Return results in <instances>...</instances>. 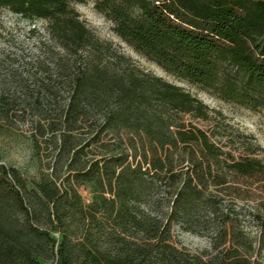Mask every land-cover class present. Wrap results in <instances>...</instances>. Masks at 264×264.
Segmentation results:
<instances>
[{
	"label": "trees",
	"instance_id": "1",
	"mask_svg": "<svg viewBox=\"0 0 264 264\" xmlns=\"http://www.w3.org/2000/svg\"><path fill=\"white\" fill-rule=\"evenodd\" d=\"M72 1L85 0H0V8L46 20L62 50L66 95L36 130L51 129L54 163L65 154L68 167L76 164L77 181L109 194L101 196L109 204L108 228L103 239L91 237L76 186L65 184L55 166L28 187L1 165L0 264H255L231 247L183 260L169 241L170 220L129 206V198L145 196L146 172H173L179 147L195 180L216 176L205 161L215 152L206 132L184 121V114L207 118L209 108L112 52ZM94 7L120 39L164 71L226 102L264 109V0H94ZM230 169L254 176L264 174V163L236 160ZM175 191L172 214L188 215L199 196L187 181Z\"/></svg>",
	"mask_w": 264,
	"mask_h": 264
},
{
	"label": "rangeland",
	"instance_id": "2",
	"mask_svg": "<svg viewBox=\"0 0 264 264\" xmlns=\"http://www.w3.org/2000/svg\"><path fill=\"white\" fill-rule=\"evenodd\" d=\"M70 7L112 52L127 57L142 72L162 77L191 93L209 108L207 118L184 114V121L206 132L215 152L205 161L210 162L216 176L207 177L204 183L195 180L186 151L179 147L173 150V172L157 175L145 171V196L129 198V206L152 217L169 219V241L183 260L195 256L209 259L231 247L249 255L255 264H264V174L244 176L230 169L236 160L252 158L264 163V109L226 102L164 71L112 31L111 22L95 9L94 0L72 1ZM46 26L43 18L0 8V166L14 168L28 187L33 179L49 174L55 166L65 184L76 186L91 237L99 234L103 239L109 204L101 196L109 194L94 189L90 181H77L76 164L68 167L65 154L54 163L51 129L36 130L37 122L54 117L66 95L57 60L62 50L48 36ZM132 165L136 163L132 161ZM6 180L12 178L7 176ZM184 181L191 185L198 200L188 215L172 214L175 190ZM77 216L82 221L81 213Z\"/></svg>",
	"mask_w": 264,
	"mask_h": 264
}]
</instances>
